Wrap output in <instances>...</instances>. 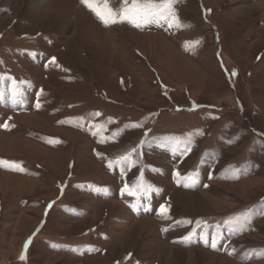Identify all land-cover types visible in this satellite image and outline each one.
I'll list each match as a JSON object with an SVG mask.
<instances>
[{"label": "rangeland", "instance_id": "374dc122", "mask_svg": "<svg viewBox=\"0 0 264 264\" xmlns=\"http://www.w3.org/2000/svg\"><path fill=\"white\" fill-rule=\"evenodd\" d=\"M171 11L0 0V264H264V0Z\"/></svg>", "mask_w": 264, "mask_h": 264}, {"label": "snow or ice", "instance_id": "6c2138e0", "mask_svg": "<svg viewBox=\"0 0 264 264\" xmlns=\"http://www.w3.org/2000/svg\"><path fill=\"white\" fill-rule=\"evenodd\" d=\"M100 2L104 5L103 9L99 7ZM173 2L174 0H160V3H156V0H117V4L112 6L111 0H82V3L92 10L105 25L127 20L137 28L153 23H159L161 19L171 22L177 21L178 17H176L175 13L171 11ZM20 93L21 89L19 88V84L13 81L12 87L8 91V96L13 103H16ZM3 100H5V93L0 92V101ZM36 106H40L39 102H37ZM0 126L5 128L9 127L7 123ZM128 158L129 157H124L122 159L126 160ZM3 163L4 161H0V164ZM9 163L15 164V162ZM16 170L23 169L17 168ZM188 179L192 178L189 177ZM150 190L151 189L145 190L143 194L147 195ZM132 194L135 195L136 193ZM160 211L162 213H167V208L161 205ZM227 223L238 224L240 223V217L227 221ZM192 235L193 233L190 232L183 239L188 240ZM212 246L215 247V241H213ZM21 258L23 259V256Z\"/></svg>", "mask_w": 264, "mask_h": 264}]
</instances>
